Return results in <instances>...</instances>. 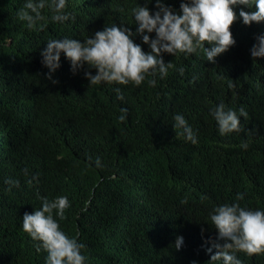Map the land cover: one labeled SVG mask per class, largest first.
I'll list each match as a JSON object with an SVG mask.
<instances>
[{
	"label": "trees",
	"instance_id": "16d2710c",
	"mask_svg": "<svg viewBox=\"0 0 264 264\" xmlns=\"http://www.w3.org/2000/svg\"><path fill=\"white\" fill-rule=\"evenodd\" d=\"M165 2L178 11L183 0ZM99 3L105 8L95 14L93 0H67L72 18L65 23L51 21L45 7L38 30H29L18 17L25 0H0V264H45L22 220L41 207L38 197L57 196L70 201L59 223L86 245L87 264H212L216 249L207 248L223 243L213 209L238 193L242 207L264 209V64L251 56L254 41L240 19L230 27L235 45L215 63L202 50L164 54L171 66L154 87L147 80L93 85L84 70L72 73L63 54L50 79L40 55L47 41L83 42L113 24L135 33L132 10L145 0ZM132 38L150 51L139 35ZM221 101L238 115L247 111L240 132L219 134L210 109ZM177 113L198 143L175 133ZM9 178L19 186L6 184ZM237 256L264 264V253Z\"/></svg>",
	"mask_w": 264,
	"mask_h": 264
},
{
	"label": "clouds",
	"instance_id": "9594fccd",
	"mask_svg": "<svg viewBox=\"0 0 264 264\" xmlns=\"http://www.w3.org/2000/svg\"><path fill=\"white\" fill-rule=\"evenodd\" d=\"M97 3L99 0H93L95 14L105 8ZM152 3L153 0H145L143 5L139 3L133 8L135 33L124 25L113 24L96 31L83 42L67 37L47 41L40 55L42 65L49 69V78L60 68L63 54L70 61L72 73L84 70L85 77L93 85L140 86L147 80L154 87L156 77H167L171 66L165 63L164 54L190 55L202 50L206 61L215 63L216 57L235 45L230 27L240 19L248 38L254 41L251 56L257 63L264 64V33L261 30L264 0H183L178 11L165 0H155V10L149 8ZM45 7L50 9L53 22L65 23L72 18L67 11V0H25L18 17L26 22L29 30H38ZM96 18L99 19L97 15ZM135 35L142 38L150 51L145 52L140 44L135 43L132 38ZM92 69H95L94 75ZM180 71L182 73L183 69ZM149 76L153 78L147 79ZM114 90L117 98L123 99L120 88ZM126 113L127 109H121L118 119L125 121ZM210 114L221 136L240 132L241 117L248 116L244 108L239 109L238 115L223 101L211 108ZM172 126L175 133L179 130L186 142L198 143V137L183 114L174 115ZM242 147L246 149L248 145L245 143ZM96 165H101L99 158ZM5 183L19 186V181L10 178ZM38 198L41 207L23 215L22 230L30 237L37 252L46 253L45 264H87L83 251L86 245L78 236L67 235L59 223L70 207L68 197ZM243 199L244 194L238 193L236 202L220 204L210 215L216 241L223 242H213L212 247L207 248L208 253L216 249L210 256L212 264L217 261L242 264L238 252L248 256L264 253V209L242 207L239 201ZM183 244V236L176 237L175 248L180 250Z\"/></svg>",
	"mask_w": 264,
	"mask_h": 264
}]
</instances>
